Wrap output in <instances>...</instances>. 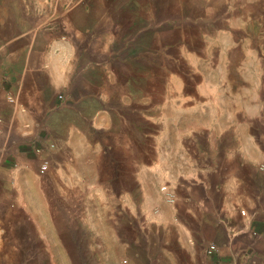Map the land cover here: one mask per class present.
I'll return each instance as SVG.
<instances>
[{
    "label": "crops",
    "instance_id": "crops-1",
    "mask_svg": "<svg viewBox=\"0 0 264 264\" xmlns=\"http://www.w3.org/2000/svg\"><path fill=\"white\" fill-rule=\"evenodd\" d=\"M93 1L104 4L29 6L30 15L43 9L52 15L29 16L14 32L0 8V253L20 254L19 264H41L42 253L50 264H76L80 246L85 264L263 260L264 83L250 86L243 68L228 65L215 70L231 79L220 86L178 76L155 115L152 62L149 73L147 67L152 43L148 50L145 40L139 53L137 38L120 49L105 35L95 43L91 29L124 22L104 20L105 8ZM79 6L88 35L82 49L68 35ZM116 9L136 15L125 4ZM142 24L152 29L147 16ZM94 55L115 56L121 68L99 57L95 77L76 88L79 56ZM139 59L145 88L137 83ZM43 159L47 172L40 171ZM125 174L139 185L140 200L122 185ZM211 244L219 247L213 257Z\"/></svg>",
    "mask_w": 264,
    "mask_h": 264
},
{
    "label": "rangeland",
    "instance_id": "rangeland-1",
    "mask_svg": "<svg viewBox=\"0 0 264 264\" xmlns=\"http://www.w3.org/2000/svg\"><path fill=\"white\" fill-rule=\"evenodd\" d=\"M60 1L0 0V8H3L4 11L1 15L9 18L10 30L14 32L15 29L24 26L23 22L27 23L30 20L29 16L33 18L34 15L35 17L52 15L50 9L40 10L41 13H38V10L35 14L32 12L30 15L29 6L57 5ZM71 1L78 4L87 0ZM99 2L104 4L93 1L95 4L93 6L105 8L104 20L121 21L124 22V25L117 28L107 25L91 29L90 36L95 39V43L98 35L102 37L105 35L112 48L115 45L120 49L125 40L137 38L138 41H142V43L138 42L134 48L137 53L145 48L143 44L145 40H147L148 50L152 43L153 56H148L147 67L149 73L152 62V96L155 115H161V104L167 98L168 87L177 84L178 76L187 79V84L190 85L220 86L231 79L225 74H218L215 70L217 68L224 70L228 65L235 70L244 69V83L250 86L264 83V0H101ZM122 4L134 9L136 15L130 14L127 10L117 13L116 7ZM75 9L77 10H74L72 14L74 20L72 23L75 28L71 29L68 35L76 38L79 49H82V38L88 37L87 29L82 28L86 23L81 13L82 7L79 6ZM146 16L148 22L149 19H152V29L149 27L147 29L140 28L141 25H144L142 21H145ZM17 18L20 22L18 25L15 21ZM135 18L138 21L136 28L128 23ZM85 42L89 43V39H86ZM240 56H243L244 59L241 60ZM99 57L102 63H109L121 68L120 60L115 56H79L76 64V88H82L85 81L95 77L96 74L92 76L91 72L97 68ZM236 57L238 62L233 61ZM142 63L141 59L137 60V83L145 88V80L141 81L139 74L144 73L145 66ZM202 69L209 70L208 73H204L203 77ZM229 76L235 77L236 74L232 72ZM237 83L240 84V82ZM147 84L149 91V74ZM256 93L253 89L250 95L254 96ZM61 97V99L64 98ZM123 184L127 185L129 189L131 188L132 191L136 190L129 174L123 176ZM150 184H153V189L157 187L160 191L162 182L156 177H153ZM117 190L127 191V189ZM136 196L140 200L139 185ZM143 224V217L141 220L139 217V231ZM79 248V252L74 253L75 263L85 264L84 254L80 251L82 247ZM40 256L41 264H50L48 254L42 253ZM20 260L21 255L18 253H0V262H3L0 264H19Z\"/></svg>",
    "mask_w": 264,
    "mask_h": 264
},
{
    "label": "built area",
    "instance_id": "built-area-1",
    "mask_svg": "<svg viewBox=\"0 0 264 264\" xmlns=\"http://www.w3.org/2000/svg\"><path fill=\"white\" fill-rule=\"evenodd\" d=\"M60 98H62V97L60 96ZM54 148H55V145L49 146V149H54ZM36 151L38 154H41V155L45 153V149H43V148H38ZM49 166H50L49 160L43 159L41 162V165H40V171L41 172H47L49 170ZM262 169L264 170V166H262ZM162 191L167 192L168 188L163 187ZM170 200L173 202V197H171ZM240 213L243 217L249 218V214L247 211L242 210ZM252 235L254 237H256L258 235L257 231L253 230ZM218 253H219V247L216 244H211L207 249V255L209 257H213V256L217 255ZM251 264H264V259L261 261H258V262L252 261Z\"/></svg>",
    "mask_w": 264,
    "mask_h": 264
}]
</instances>
